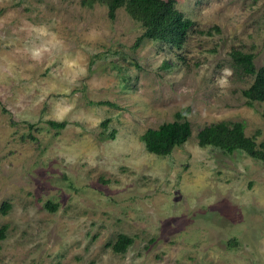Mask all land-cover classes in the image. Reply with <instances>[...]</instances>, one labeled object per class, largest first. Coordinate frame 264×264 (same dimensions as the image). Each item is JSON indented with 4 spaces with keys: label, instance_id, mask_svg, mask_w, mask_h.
I'll return each instance as SVG.
<instances>
[{
    "label": "rangeland",
    "instance_id": "obj_1",
    "mask_svg": "<svg viewBox=\"0 0 264 264\" xmlns=\"http://www.w3.org/2000/svg\"><path fill=\"white\" fill-rule=\"evenodd\" d=\"M174 5L193 22L179 47L135 44L123 6L0 0V264H264V159L196 139L224 120L264 143L253 74L229 54L264 61V0ZM185 107L189 137L147 151L142 131Z\"/></svg>",
    "mask_w": 264,
    "mask_h": 264
},
{
    "label": "trees",
    "instance_id": "obj_2",
    "mask_svg": "<svg viewBox=\"0 0 264 264\" xmlns=\"http://www.w3.org/2000/svg\"><path fill=\"white\" fill-rule=\"evenodd\" d=\"M90 1V0H89ZM106 4L107 14L113 17L115 9L123 6L130 17L138 20L142 25V32L136 37L135 44L143 38L160 39L171 45L179 47L192 25V20L175 7V0H100ZM202 33H210L209 29L200 30ZM233 60L242 68L253 74V79L247 87L241 90L245 103L251 105L253 101L264 102V61L258 66L252 62L251 52H242L238 49L229 51ZM188 107L182 111L174 112V119L162 121L155 127H146L140 134V138L147 151L155 154H168L173 147L184 142L191 133L190 123L184 117ZM46 122L56 129L64 126V121L52 119ZM105 123V120L102 121ZM57 131V130H56ZM198 145H211L224 152L241 149L248 155L264 159V143L259 146L252 136L245 135L243 124L240 121H214L203 125L196 132ZM7 207V203H3ZM3 236V227H0V238ZM132 241L125 234H118L111 244L114 251L120 252Z\"/></svg>",
    "mask_w": 264,
    "mask_h": 264
},
{
    "label": "clouds",
    "instance_id": "obj_3",
    "mask_svg": "<svg viewBox=\"0 0 264 264\" xmlns=\"http://www.w3.org/2000/svg\"><path fill=\"white\" fill-rule=\"evenodd\" d=\"M40 31L43 33L44 30L41 29ZM33 55H34V56H39V55H40V50H39V49L34 50V51H33ZM230 74H231L230 71L227 70V69H225V76H224V78H222V79L219 81V83H220L221 86H226V85H227L228 81H227L226 77H227L228 75H230Z\"/></svg>",
    "mask_w": 264,
    "mask_h": 264
}]
</instances>
